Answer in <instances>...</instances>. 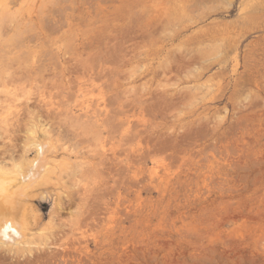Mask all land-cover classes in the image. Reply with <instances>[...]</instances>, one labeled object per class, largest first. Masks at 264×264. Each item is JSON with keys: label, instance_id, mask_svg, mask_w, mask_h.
<instances>
[{"label": "rangeland", "instance_id": "374dc122", "mask_svg": "<svg viewBox=\"0 0 264 264\" xmlns=\"http://www.w3.org/2000/svg\"><path fill=\"white\" fill-rule=\"evenodd\" d=\"M3 1L0 167L53 172L0 264H264V0Z\"/></svg>", "mask_w": 264, "mask_h": 264}, {"label": "bare ground", "instance_id": "6f19581e", "mask_svg": "<svg viewBox=\"0 0 264 264\" xmlns=\"http://www.w3.org/2000/svg\"><path fill=\"white\" fill-rule=\"evenodd\" d=\"M3 0H0V8H3ZM8 12V11H7ZM8 14V13H7ZM6 15V14H5ZM9 15V14H8ZM11 15V13H10ZM1 21V19H0ZM4 32L1 34L3 35ZM2 37H5V35H3ZM157 53V52H156ZM160 54V53H159ZM156 55V54H155ZM157 57V56H155ZM153 61V60H152ZM131 64V63H130ZM36 65V64H35ZM127 66V65H126ZM36 68V66H35ZM37 69V68H36ZM34 70V69H33ZM150 70V69H149ZM152 70V68H151ZM37 71V70H36ZM39 72V71H38ZM151 72V71H150ZM153 72V71H152ZM36 74V72H35ZM152 76V73L150 74ZM128 76V75H127ZM154 76V75H153ZM128 79V78H127ZM131 81V80H130ZM120 85V84H118ZM115 88V87H114ZM162 94V93H161ZM164 95V94H163ZM163 95L161 96V98H163ZM165 97V96H164ZM147 99V98H146ZM149 99V98H148ZM161 100V99H160ZM144 101V100H143ZM147 101V100H146ZM150 101V99L148 100ZM147 101V102H148ZM158 101V99L156 100ZM131 102V101H129ZM122 105V103H121ZM125 105V104H124ZM133 107V106H132ZM125 108H127L125 106ZM129 108V107H128ZM133 109V108H132ZM123 110V109H122ZM128 111V110H127ZM124 113V112H122ZM127 113V112H126ZM120 114V112H119ZM118 114V115H119ZM121 116V115H120ZM125 117V116H124ZM127 119V118H126ZM128 121V120H126ZM120 124V123H119ZM158 124V123H157ZM152 125V124H151ZM120 126V125H119ZM131 126V125H130ZM132 127V126H131ZM133 128V127H132ZM152 128V127H151ZM132 130V129H131ZM133 131V130H132ZM131 131V132H132ZM146 131V130H144ZM144 131L143 132H140L141 134L143 133L144 134ZM139 133V134H140ZM37 134V133H36ZM154 135V133L152 134ZM36 136V135H35ZM123 137V136H122ZM35 138V137H33ZM31 138V139H33ZM131 139V138H129ZM147 139V138H145ZM156 139V138H155ZM154 139V141H155ZM35 141H37L36 139H34ZM125 140H128V139H125ZM144 140V139H143ZM33 141V140H32ZM42 143L45 145V147L49 144L46 145V143L43 142V140H41ZM34 142V141H33ZM32 142V143H33ZM48 142V141H47ZM124 142V141H123ZM131 142V141H130ZM144 142V141H143ZM149 142V141H147ZM153 142V141H152ZM35 143V142H34ZM41 143V146L40 148L42 147V152H44L45 150L48 151L49 148H45V150L43 151L44 149V146L43 144ZM51 143V142H50ZM146 142H144L145 144ZM36 144V143H35ZM40 144V142L38 141V145ZM49 147V146H48ZM150 147V145H149ZM153 147V146H152ZM38 148V147H37ZM154 148V147H153ZM152 148V149H153ZM151 149V147H150ZM158 149V147H157ZM161 149V147H160ZM163 150L165 149H162V152ZM39 151V150H38ZM37 151V152H38ZM125 151V150H124ZM152 152V150H150ZM158 151V150H157ZM41 152V153H42ZM118 152V151H117ZM153 152H155V149L153 150ZM39 153V152H38ZM47 153V152H46ZM146 153V152H145ZM40 154V153H39ZM123 154V153H122ZM150 154V153H149ZM152 154V153H151ZM158 154V152H157ZM162 154V153H160ZM39 156V155H38ZM41 156V155H40ZM43 158L42 160L44 159L45 155H43ZM119 156V154H118ZM121 156V155H120ZM133 156V155H132ZM47 157V155H46ZM45 157V158H46ZM131 157V156H130ZM41 158V157H40ZM38 157V159H40ZM115 158V157H114ZM134 157H132V161L134 160L133 159ZM136 158V157H135ZM50 159V158H48ZM116 159V158H115ZM127 159V158H126ZM37 160V159H36ZM43 161H47V159L43 160ZM131 161V162H132ZM40 162V161H39ZM49 162V161H48ZM121 162V161H120ZM35 163L38 164L37 161H35ZM130 163V162H129ZM44 164V163H43ZM49 164L51 163H48V166L47 164H45L46 167L43 168V171L42 173L40 172V174H37L39 175V177L37 175L38 178L35 180V178H33V182L29 185V186H25L23 183V178H24V168L26 167V165L23 167V164H16L12 169H3L2 166L0 167V247L2 248H7L9 250H12L11 252H13L12 254H15L13 250L17 251V253H20V255H22L21 253H27L28 251L24 249V247L30 243L31 241V231L33 230V227L35 226V223H36V218L35 216H33V212L32 210H30L28 208V206L26 204L24 205H19L18 202H20L19 200L21 199V197L23 196H31V193L35 190V188L42 182V180H46L47 177L49 176L50 173L53 172V169L51 167H49ZM9 165V164H8ZM41 165V163H40ZM58 165V164H57ZM36 166V165H35ZM53 166V165H52ZM61 166V165H60ZM122 167V166H121ZM134 167V166H133ZM29 168V167H28ZM39 168V167H38ZM114 168V167H113ZM41 169V168H40ZM39 169V170H40ZM119 169V168H118ZM132 169V168H131ZM31 169H29L30 171ZM38 170V169H37ZM114 170V169H112ZM123 170H125L123 168ZM115 171V170H114ZM118 171V170H116ZM115 171V173H116ZM122 171V169L120 170V172ZM33 172V171H32ZM113 172V171H112ZM126 172V171H125ZM31 173V172H29ZM38 173V172H37ZM118 173V172H117ZM128 173V172H127ZM34 174V173H33ZM124 174V173H122ZM132 174V173H131ZM29 175L31 176L32 174H28V178H29ZM115 175V174H114ZM125 175V174H124ZM128 175V174H126ZM25 176V177H26ZM113 176V175H112ZM123 176V175H122ZM26 177V179L28 180V178ZM119 177H121L119 175ZM125 177V176H124ZM127 178V177H126ZM125 178V179H126ZM130 178V176H129ZM26 179H24L26 181ZM124 179V178H123ZM131 180V179H130ZM30 181V179H29ZM117 181V180H116ZM115 181V182H116ZM129 181V180H128ZM27 182V181H26ZM30 183V182H29ZM28 183V184H29ZM27 184V185H28ZM35 193V192H34ZM33 194V193H32ZM36 194V193H35ZM33 194V195H35ZM38 194V193H37ZM36 194V195H37ZM43 195V193H42ZM41 195V196H42ZM46 195V194H45ZM39 196V197H41ZM36 197V196H35ZM38 197V196H37ZM35 200V199H34ZM37 200V199H36ZM29 201V200H28ZM32 203V202H31ZM29 203V204H31ZM34 203V202H33ZM32 203V204H33ZM31 204V205H32ZM35 204H33L34 206ZM37 207V206H36ZM35 229V228H34ZM6 249V250H7ZM2 251V250H1ZM7 252V251H6ZM17 253H16V256H17ZM11 254V253H10ZM15 256V255H14ZM31 261V260H29ZM64 261V260H63ZM60 262L61 263H64V262ZM38 262H40L41 264H56V261H41V260H37L33 261L34 264H38ZM28 264V262H26ZM17 264V263H16ZM59 264V262H58Z\"/></svg>", "mask_w": 264, "mask_h": 264}]
</instances>
